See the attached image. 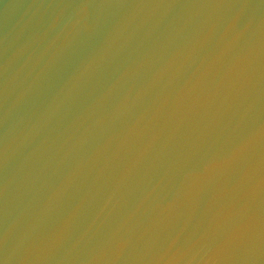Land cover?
Returning <instances> with one entry per match:
<instances>
[{
	"label": "water",
	"instance_id": "95a60500",
	"mask_svg": "<svg viewBox=\"0 0 264 264\" xmlns=\"http://www.w3.org/2000/svg\"><path fill=\"white\" fill-rule=\"evenodd\" d=\"M0 264H264V0H0Z\"/></svg>",
	"mask_w": 264,
	"mask_h": 264
}]
</instances>
